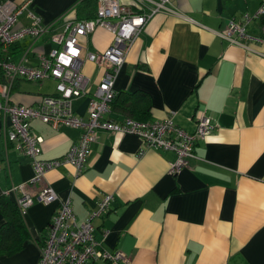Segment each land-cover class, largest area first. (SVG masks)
Segmentation results:
<instances>
[{"label":"crops","instance_id":"obj_1","mask_svg":"<svg viewBox=\"0 0 264 264\" xmlns=\"http://www.w3.org/2000/svg\"><path fill=\"white\" fill-rule=\"evenodd\" d=\"M79 1L31 0L28 10L60 30L75 19L73 6ZM259 1L171 0L176 12L159 11L147 20L115 79L107 113L111 119L120 120L126 112L149 120L172 117L191 131L198 110L210 118L213 128L195 144L188 166L171 174L174 152L143 148L141 138L131 133L99 130L82 171L63 163L49 169L39 184L27 186L36 190L47 183L59 200L68 197L76 223L84 221L102 194H112L109 210L92 223L105 249L129 257L117 264H264V42L250 41L249 50L217 33L229 18L255 11ZM29 21L27 11L18 17L19 24ZM262 25L264 18H254L245 30L264 37ZM111 37L97 27L79 38L81 71L93 83L100 68L84 59L85 51L103 50ZM55 46L47 32L0 46V56L35 66L38 53ZM45 82L16 79L9 97L34 104L41 94L55 92V82ZM87 104L84 95L72 107L86 118ZM29 124L43 139L40 156L45 159L63 155L78 137L74 127L53 128L38 118ZM33 174L28 158L6 142L0 127V196ZM11 193L12 201L20 195ZM56 204L34 202L26 208L27 237L19 250L0 254V264L36 263ZM4 220L0 210V226Z\"/></svg>","mask_w":264,"mask_h":264},{"label":"built area","instance_id":"obj_2","mask_svg":"<svg viewBox=\"0 0 264 264\" xmlns=\"http://www.w3.org/2000/svg\"><path fill=\"white\" fill-rule=\"evenodd\" d=\"M30 1L17 3L14 0H0V46L8 47L25 37L37 39L47 32L56 46L38 53V64L35 66L12 62L6 55L0 56L1 133L7 143L23 152L34 172L28 182L11 185L2 193L8 196L11 192H20V195H15L13 202L22 215L34 202L48 204L57 200L39 245L35 264H86L95 260L125 263L129 259L125 253L120 250L109 251L95 238L92 223L93 218L109 210L112 194H102L84 221L76 223L68 197L59 200L47 183L36 190H29L27 186L39 184L49 169L63 163L72 164L76 172L82 171L90 143L99 130L131 133L141 138L143 148L174 152L175 159L169 167L171 174H177L188 166L189 160L195 157V144L213 128L210 118L202 111L195 113L191 131L180 127L172 117L140 120L125 115L120 120H114L107 116L115 96V79L144 24L156 12L175 13L176 10L171 0H96L94 16L67 21L60 30H53L52 25H45L40 17L28 10ZM23 11H27L30 19L27 24L18 23ZM183 18L197 24L189 17ZM254 18H264V0L259 1L253 13L243 14L241 19L229 18L217 33L228 42L250 50V41L264 42V37L249 34L245 30V24ZM97 27L109 30L112 37L103 50L85 51L84 59L100 68L99 77L93 83L81 71L79 38L87 37ZM19 78L33 82L52 79L55 81V92L41 94L34 104L13 102L9 91L13 81ZM92 84L95 85L93 90L90 89ZM84 95L88 96L86 118L76 114L72 107L73 100ZM32 118H38L53 128H77L78 137L63 155L42 158L43 139L30 130L29 121Z\"/></svg>","mask_w":264,"mask_h":264},{"label":"trees","instance_id":"obj_3","mask_svg":"<svg viewBox=\"0 0 264 264\" xmlns=\"http://www.w3.org/2000/svg\"><path fill=\"white\" fill-rule=\"evenodd\" d=\"M75 19L90 18L95 15L96 0H81L73 6ZM123 111H126L121 104ZM126 116H131L140 120H147L146 115L134 116L126 112ZM0 210L5 217L0 226V254H10L22 247L23 241L27 237V228L14 202L4 193L0 196Z\"/></svg>","mask_w":264,"mask_h":264},{"label":"rangeland","instance_id":"obj_4","mask_svg":"<svg viewBox=\"0 0 264 264\" xmlns=\"http://www.w3.org/2000/svg\"><path fill=\"white\" fill-rule=\"evenodd\" d=\"M254 12V11H253ZM252 12V13H253ZM83 55H84V53H83ZM51 80V79H50ZM46 82H45V84H47V85H50V86H52L53 85V82L52 81H54V80H52L51 82L50 81H47V80H45ZM55 82V81H54ZM37 83H39V82H37Z\"/></svg>","mask_w":264,"mask_h":264}]
</instances>
